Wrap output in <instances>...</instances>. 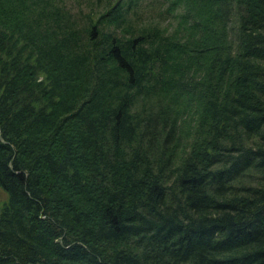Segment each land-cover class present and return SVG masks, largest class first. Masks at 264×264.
I'll use <instances>...</instances> for the list:
<instances>
[{
	"label": "trees",
	"instance_id": "obj_1",
	"mask_svg": "<svg viewBox=\"0 0 264 264\" xmlns=\"http://www.w3.org/2000/svg\"><path fill=\"white\" fill-rule=\"evenodd\" d=\"M144 2L0 0V264H264V0Z\"/></svg>",
	"mask_w": 264,
	"mask_h": 264
},
{
	"label": "rangeland",
	"instance_id": "obj_2",
	"mask_svg": "<svg viewBox=\"0 0 264 264\" xmlns=\"http://www.w3.org/2000/svg\"><path fill=\"white\" fill-rule=\"evenodd\" d=\"M67 4L73 8V10L77 13H86L90 11L93 3H96L97 0H66ZM160 0H145V5L148 3H158ZM96 5V4H95ZM100 6V5H99ZM97 7V6H96ZM155 11V10H154ZM6 192L3 187L0 185V199L3 201L6 198Z\"/></svg>",
	"mask_w": 264,
	"mask_h": 264
}]
</instances>
